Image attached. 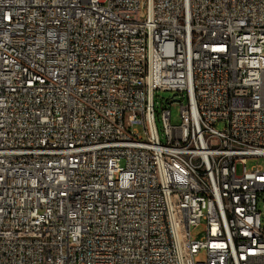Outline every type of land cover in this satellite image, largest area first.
Here are the masks:
<instances>
[{"label":"built area","instance_id":"1","mask_svg":"<svg viewBox=\"0 0 264 264\" xmlns=\"http://www.w3.org/2000/svg\"><path fill=\"white\" fill-rule=\"evenodd\" d=\"M259 156L264 0H0V264H264Z\"/></svg>","mask_w":264,"mask_h":264},{"label":"rangeland","instance_id":"2","mask_svg":"<svg viewBox=\"0 0 264 264\" xmlns=\"http://www.w3.org/2000/svg\"><path fill=\"white\" fill-rule=\"evenodd\" d=\"M174 92L173 91H166V90H155L153 93V102H154V110L156 119L157 116L163 107H167L170 110L171 114V124H178L179 123V107L180 103L179 100H182L183 103L186 102V96H182L180 93L178 95H175L173 97ZM173 99V100H172ZM157 127L160 132V124L157 122ZM214 127L218 130H221L224 127L223 121H218L215 123ZM139 134L143 135L142 129L139 127ZM258 165L262 168H264V156L259 157H248L246 160V167L247 169H250L251 166ZM203 225L204 223L200 225L197 229L192 231V236H200L201 232H203ZM198 258H202L200 255Z\"/></svg>","mask_w":264,"mask_h":264},{"label":"water","instance_id":"3","mask_svg":"<svg viewBox=\"0 0 264 264\" xmlns=\"http://www.w3.org/2000/svg\"><path fill=\"white\" fill-rule=\"evenodd\" d=\"M175 96V94H173V97Z\"/></svg>","mask_w":264,"mask_h":264}]
</instances>
